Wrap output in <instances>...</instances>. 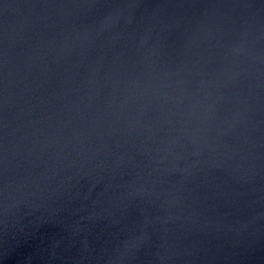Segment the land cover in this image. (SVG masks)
<instances>
[{
  "label": "water",
  "instance_id": "95a60500",
  "mask_svg": "<svg viewBox=\"0 0 264 264\" xmlns=\"http://www.w3.org/2000/svg\"><path fill=\"white\" fill-rule=\"evenodd\" d=\"M0 264H264V0H0Z\"/></svg>",
  "mask_w": 264,
  "mask_h": 264
}]
</instances>
